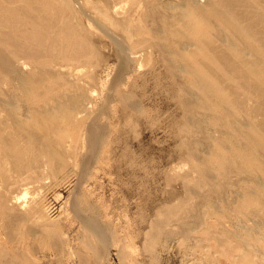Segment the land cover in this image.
Listing matches in <instances>:
<instances>
[{
    "label": "rangeland",
    "instance_id": "obj_1",
    "mask_svg": "<svg viewBox=\"0 0 264 264\" xmlns=\"http://www.w3.org/2000/svg\"><path fill=\"white\" fill-rule=\"evenodd\" d=\"M212 1L253 33L264 57V0ZM51 2L62 16L39 0L13 2L55 46L72 32L82 42L74 39L78 50L74 44L65 62L47 61L53 76L43 96L83 95L88 107L74 127L45 124L51 162L42 155L36 170L18 173L12 158L0 159V167L10 162V175L0 174V264H247L237 245L248 234L263 250L253 264H264V196L260 207L247 203L259 187L264 193V149L256 154L263 170L243 157L211 158L220 142L264 143V80L240 58L249 51L230 48L223 26L173 38L181 13L199 0ZM20 60L25 74L43 67ZM187 62L221 90L212 108L198 106ZM0 81L3 95L23 97L18 83ZM243 206L249 219L236 211Z\"/></svg>",
    "mask_w": 264,
    "mask_h": 264
},
{
    "label": "bare ground",
    "instance_id": "obj_2",
    "mask_svg": "<svg viewBox=\"0 0 264 264\" xmlns=\"http://www.w3.org/2000/svg\"><path fill=\"white\" fill-rule=\"evenodd\" d=\"M19 1H22V0H19ZM39 1L46 9L49 10V12L53 11L54 12L53 15H56L57 18L62 16V14L59 13L58 8L51 2V0H39ZM199 1H200V3L204 2L205 4L202 5V3H201L200 6L197 5L196 7H190L189 11L181 13V16H179V19H178L180 29L178 28L179 30L174 31L175 36H173V38L174 37L176 38V36H177V38L185 37L186 39L190 40L192 38V36L194 37L193 34H192V36H189L191 33L194 32V28H199L200 30H203V28L205 27L204 30L206 28L208 30V31L206 30V34H207V33H209L210 30L212 32V29L214 27H215L214 29H216L217 27L223 26L224 28H226V30H228L230 32V39H231L230 40V48L236 49L238 51H242V49H247V51H249L250 54L246 55V56H242L240 58L242 59L244 64L249 68V70H250V72H252V74H254L255 76H258V78L264 80V57H262L260 55V53L258 52V49L256 48V45L254 44V41H255L254 37L255 36L251 37V35L253 33L250 34V36H249V33H247L246 30L242 28L243 23L240 21L242 24L241 25L237 24L235 22L236 16H235L234 20H233V17L231 19V17L226 15V11H225L226 9L224 10L225 11V13H224V11H222L223 8L220 9L219 8L220 6L218 7L217 2L215 4V2H213L212 0H199ZM13 2H14V0H0V75H2L3 78L5 76L7 81L12 85L13 84L16 85L18 83V88L20 89L19 91L22 92L23 97L20 98L16 94H10V93L3 95V93H4V92L2 93L3 88H2V90L0 88V159L3 160L4 158H6V160H7L8 159L7 157H10L8 159V160H10L12 158L10 161L11 162L15 161L16 167L18 168L17 172L19 173V171H22V172L28 171L29 172L30 169L32 170L33 168H35V166L37 167L42 162V161L40 162V158L42 157V155L45 157L48 156L49 161H50V158H51V161H52V159L54 160V158H52V157L54 155L53 153L55 150L52 151L53 149L49 148L46 145V142H49V141H47L49 139L46 136L47 134H46L45 124L49 123V125H50V123H51L52 125L53 124L57 125V128H58V125H60V124L62 125V123H67V125L71 124V126H73L72 123H74V125H75V122L77 123L76 119L77 120L79 119V114L86 112V108L88 107V105H87L88 103L85 105L84 99H86V98H83V95H76V96L74 95L72 97H68L69 95H67L66 97H68V98H66V99L64 98L62 100V97H64V96L60 97L61 98L60 99V98H57V94H55L56 97H54L55 95H53V97L51 95V98H49V96H48V98L46 97L47 98L46 99V98H44L43 93H42L44 86L46 85V81L48 80L46 78L53 76V74L51 73V69H53V67H52L53 65H50L51 62L49 63L47 61L48 60H52V61L54 60V62H57L60 60L64 61L65 57L67 56L66 54L68 51H70L71 52L70 54L72 55V52H74V51H71V50H72V47H74V44H75L74 41H76L78 39L75 37L73 38V36L74 35L77 36L79 34H77L75 32L76 34L74 33V35H72V37H71L70 35L73 32L71 33L70 30H69V34L71 33L70 35H68V33L66 35L65 34H63V35L59 34V35H62V37H60V36H57V37L61 38L60 43L62 42L61 46L63 45V47L60 46V43H59V46L57 47L52 43L51 40H50L51 42H49L47 40L48 35L44 36V34L42 33L43 31L44 32L46 31V29H45L46 27H44L43 31L40 32L38 25H35V24L30 22V20H32V19H30V20L28 19L29 20L28 21L26 19L28 16L26 18H23V16L21 14L23 13L22 11H24V10H21V12H22L21 14L18 13V11L16 10L17 8L14 7L16 5H14ZM200 3L196 2V4H200ZM191 4L192 3H190V5ZM225 4H226V2H225ZM252 7H254V6H252ZM19 8H18V10H20ZM255 11L256 10H254V12ZM26 12H27V10H26ZM26 12H24V13L26 14ZM256 12H258V11H256ZM232 13H234V11ZM59 14H60V16H59ZM227 14H229V13L227 12ZM34 20H36V19H34ZM52 20H55V18H53ZM44 22L46 23L45 20H44ZM38 23H39V21H38ZM173 26H175V25H173ZM244 27H246V25ZM66 28H67V26H66ZM224 28H223V30H224ZM63 29H65V28H63ZM191 29H193V31ZM186 30H190L191 32L189 31V33H187ZM197 30L198 29H196V31ZM203 31H201V32H203ZM247 31L248 32L250 31V27H249V30L247 29ZM47 32H45V33H47ZM66 32H68V30ZM196 35H195V37H196ZM251 38H254V39H251ZM74 39H76V40H74ZM195 39H197V38H195ZM78 40H80V39H78ZM77 41H76V43L78 45L79 41L78 42ZM176 41H180V40H176ZM197 41H199V40H197ZM80 42H81V40H80ZM199 42H197V43L199 44ZM79 44H82V42ZM83 46H84V44H83ZM75 47L77 48L76 44H75ZM79 47H81V46H79ZM69 49H71V50H69ZM73 50H78V48L77 49L73 48ZM79 50H81V49L79 48ZM83 50H85V49H83ZM262 51H264V50H262ZM80 52H82V51H80ZM72 56H74V55H72ZM82 56H83V54H82ZM22 57L25 58L27 60V62L29 61L30 63H33V64L35 63V64L41 65L43 67L41 68L39 66L38 67L36 66V68H37L36 71L34 70V72H32L30 74H25L22 72L23 71L22 68H20L21 64L18 63V60L19 61L23 60V59L20 60ZM68 58H70V57H68ZM181 59H182L181 61H185L184 57H182ZM238 61H239V59H238ZM26 65H24L23 67L26 68L27 67ZM187 66L189 68L188 70H189L190 76L194 80V84L196 86V91L199 94V97H198V102H199L198 104L199 105L198 106L208 108V109L212 108L211 103H209V101L210 100L216 101L215 99L220 98L221 97V93H220L221 90H218L215 87L213 80H211L208 77V75H207L208 73L204 74V71L202 72L203 69L200 71V69L197 67V65H195L192 62H191V64H190V62H189V64L187 62ZM60 70H62V69H60ZM205 73H206V71H205ZM226 75H228V74L226 73ZM231 76L233 77V75H231ZM2 80H4V79H2ZM0 83H1V81H0ZM2 85H3V82H2ZM2 85H0V86L2 87ZM11 92H12V90H11ZM46 93L47 92H45V94ZM58 96H61V95L58 94ZM35 100H38V101H35ZM34 101L37 102V104ZM22 102L24 103V105H22L23 104ZM129 104H131V103H129ZM50 128H52V127H50ZM51 132H52V130H51ZM51 136H50V138H52ZM257 139H259V136L257 137ZM53 140L55 141V138L54 139L52 138L51 142H53ZM261 140H262V138H261ZM216 145H214L212 147V149H213V152L211 155L212 161H219V159L222 158L225 154H229L230 156H235V158L243 157V159L246 160V162L248 164H250L251 166H256L260 170L261 169L263 170V168L261 166H259V164L256 161V157H257L256 154L260 153L257 151L260 150L261 148L264 149V143L263 142H261V141L257 142L256 141L257 146L254 145L251 148H249L247 146L248 144H246L245 142H242L240 140H234L232 146H230L228 144H224L223 142H220L217 147H216ZM225 149H227V150H225ZM55 154H56V151H55ZM208 161H210V159H208ZM1 162H0V165H1ZM9 163L6 162L5 164L7 165ZM2 164H3V162H2ZM32 164L33 165L37 164V165L33 166ZM6 165H2L0 167V174L4 176L2 178H5L7 175H10V174L6 173V170L8 171V169H9V168H7V167H9V165L7 167H6ZM29 166H30V168H29ZM12 168H14V167H12ZM43 168H42V170H43ZM35 170H36V168H35ZM28 172H27V174H29L31 171L29 173ZM21 174L22 173H20V176H21ZM12 176H13V173H12ZM17 176L18 175H16V177ZM28 176L29 175H27L25 177L28 178ZM27 178H26V180H28ZM21 179L22 178H20V180ZM29 180H30V177H29ZM13 183H15V182L13 181ZM259 190L260 191H258V194L254 195V198H252L251 196L248 198L247 203L249 202V203H252L256 207L257 206L260 207L261 199L263 198L264 193L261 192L260 187H259ZM249 191H251V190H249ZM231 204H233V203H231ZM236 211L239 212L240 215H243L244 217L249 216V214L246 212L244 206L238 207L236 209ZM250 215H251V213H250ZM246 218H248V217H246ZM250 233H251V231H250ZM233 234L236 235V232H233ZM238 235L236 237H238ZM245 235H246V232H245ZM252 235H253V233H252ZM246 236H247L246 240H243V239L241 240V241H245V242H239V244L237 245V250H242V254H241L242 258L247 262V264H253L254 259H252V258L254 257V255H257V256L259 255L257 253L261 250V248H259L260 246L257 243H255L256 241L258 242V240L255 239V236H254V239H252L253 236L251 238V234H248ZM261 236L263 237V235H261ZM214 239H216L217 246H219L220 248L221 247L224 248L223 250H225V248H226L227 251H230V249L234 248L231 246L229 239L217 238V237ZM235 240H237V239L235 238ZM262 240H264V239H262ZM241 246H244L243 249L240 248ZM232 251H233V249H232ZM261 251H263V250H261Z\"/></svg>",
    "mask_w": 264,
    "mask_h": 264
}]
</instances>
